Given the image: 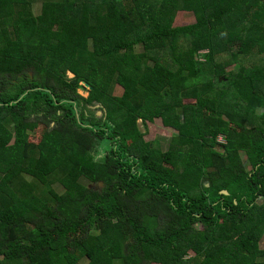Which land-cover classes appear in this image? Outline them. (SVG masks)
I'll return each mask as SVG.
<instances>
[{"label": "trees", "instance_id": "trees-1", "mask_svg": "<svg viewBox=\"0 0 264 264\" xmlns=\"http://www.w3.org/2000/svg\"><path fill=\"white\" fill-rule=\"evenodd\" d=\"M36 1L0 0V264H264V0Z\"/></svg>", "mask_w": 264, "mask_h": 264}, {"label": "rangeland", "instance_id": "rangeland-1", "mask_svg": "<svg viewBox=\"0 0 264 264\" xmlns=\"http://www.w3.org/2000/svg\"><path fill=\"white\" fill-rule=\"evenodd\" d=\"M44 1H49V2H55L57 0H44ZM41 0H37L35 3H34V8H35V11L36 12H39L40 8H41ZM195 21V17L193 14L191 13H179L178 15V18H177V21H176V24L177 25H186V24H189V23H192ZM238 67V65H235L234 66V69H236ZM70 77H73L71 74H69ZM86 89H88L86 86H84ZM80 94H82L83 96L87 97L88 96V92L86 91H79ZM123 93V89L121 86L117 85L115 87V92L114 94L116 96H121ZM98 108V106H96V109ZM97 112H101L102 111H98ZM103 115H98L99 118H101ZM140 123V129L142 131H144L146 134H145V139L147 141H153V142H158L159 140L163 141L164 142H169L170 139L172 140V138L176 137L178 135V132L173 130V129H170V128H166L163 124H162V121L157 119L155 120L153 123H147V130L143 127V124L141 123V121L139 122ZM42 127H39L37 130H36V133L30 137V140L32 142H39V140L41 139V136H42ZM158 140V141H157ZM220 142L222 143H225V137H221L220 138ZM243 159H245L247 161V157H246V154L243 153ZM247 166L249 167V169H251V166L249 163H247ZM54 188L59 191V192H62V187H60L58 184H56L54 186ZM262 248L264 249V239L262 241Z\"/></svg>", "mask_w": 264, "mask_h": 264}, {"label": "water", "instance_id": "water-1", "mask_svg": "<svg viewBox=\"0 0 264 264\" xmlns=\"http://www.w3.org/2000/svg\"><path fill=\"white\" fill-rule=\"evenodd\" d=\"M84 86H86L90 91H91V87L89 86V84H87V83H82ZM102 113L101 112H97V115H101ZM100 185H102V183H100ZM226 194H229L227 191L225 192Z\"/></svg>", "mask_w": 264, "mask_h": 264}]
</instances>
